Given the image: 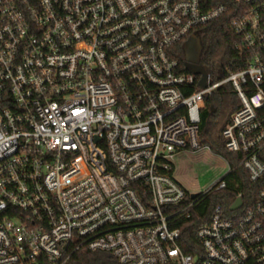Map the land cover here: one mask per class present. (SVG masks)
Segmentation results:
<instances>
[{"label":"built area","instance_id":"1","mask_svg":"<svg viewBox=\"0 0 264 264\" xmlns=\"http://www.w3.org/2000/svg\"><path fill=\"white\" fill-rule=\"evenodd\" d=\"M203 1L0 0V264H68L79 251L264 264V0ZM228 12L246 66L194 72L180 49ZM225 84L241 104L221 131L238 162L191 193L176 157L202 148L206 98ZM239 168L248 183L231 207L242 205L201 215ZM196 211L200 249L186 252Z\"/></svg>","mask_w":264,"mask_h":264},{"label":"trees","instance_id":"2","mask_svg":"<svg viewBox=\"0 0 264 264\" xmlns=\"http://www.w3.org/2000/svg\"><path fill=\"white\" fill-rule=\"evenodd\" d=\"M208 8L213 7L227 0H204ZM232 8V5H230ZM232 13L228 12L221 18L211 21L199 28L203 52H201L198 65L209 70L216 79L225 77L229 70H240L246 66V54L236 48L237 36L231 26ZM185 49H180L179 54L182 61H185ZM191 70V69H190ZM228 84L223 85L214 94L207 96L205 107L202 112V124L200 129L201 146L211 144L225 157L229 163L235 166L238 156L226 148L221 135L217 136L218 127H223L230 121L240 102L234 96L233 90ZM234 154V153H233ZM228 188L221 195H213L199 206L201 215L209 216L211 207L216 203H223L229 207L237 197L239 190H242L248 183L246 172L241 168L236 169L229 175ZM240 187H236V183ZM227 203V204H226ZM197 211L194 216L186 221L183 226L182 246L186 252H195L200 249V239L197 238V229L204 223ZM68 264H120L119 261L109 252L105 251H79L74 254Z\"/></svg>","mask_w":264,"mask_h":264},{"label":"rangeland","instance_id":"3","mask_svg":"<svg viewBox=\"0 0 264 264\" xmlns=\"http://www.w3.org/2000/svg\"><path fill=\"white\" fill-rule=\"evenodd\" d=\"M229 85V84H228ZM231 86V85H229ZM232 88V87H231ZM234 96L240 102L235 90ZM224 123L218 127L217 136L221 137ZM237 156V154H233ZM229 160L211 144L199 150L181 151L176 157V179L191 193H200L220 180L229 170ZM224 193L217 192L215 195ZM227 204V203H226ZM243 209L232 212L239 215Z\"/></svg>","mask_w":264,"mask_h":264},{"label":"water","instance_id":"4","mask_svg":"<svg viewBox=\"0 0 264 264\" xmlns=\"http://www.w3.org/2000/svg\"><path fill=\"white\" fill-rule=\"evenodd\" d=\"M200 34L199 33H196V34H194L193 36H192V39H191V41L188 43V44H186L185 45V58H186V60L187 61H189V58H188V50L187 49H189L193 44H194V42L198 39V42H199V48H198V59H199V57H200V55H201V52H203L202 50H203V46H202V42H201V40H200V36H199ZM190 62V61H189ZM193 68V71L194 72H196V73H200L201 71H202V69L203 68H200L199 67V65H197V66H193L192 67ZM196 194H194V196H195ZM242 203H243V199L241 198V197H239L237 200H236V202L232 205V207H231V210H236V209H238L241 205H242Z\"/></svg>","mask_w":264,"mask_h":264},{"label":"flooded vegetation","instance_id":"5","mask_svg":"<svg viewBox=\"0 0 264 264\" xmlns=\"http://www.w3.org/2000/svg\"><path fill=\"white\" fill-rule=\"evenodd\" d=\"M201 40V38H200ZM199 42H198V39L194 42V44L189 48L187 49L188 50V58H189V61L192 65H198L199 63V60H200V57L198 59V48H199ZM201 56V55H200Z\"/></svg>","mask_w":264,"mask_h":264}]
</instances>
